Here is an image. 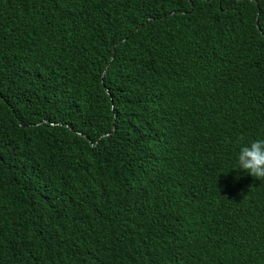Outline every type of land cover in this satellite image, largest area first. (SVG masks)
Here are the masks:
<instances>
[{"label": "trees", "instance_id": "16d2710c", "mask_svg": "<svg viewBox=\"0 0 264 264\" xmlns=\"http://www.w3.org/2000/svg\"><path fill=\"white\" fill-rule=\"evenodd\" d=\"M33 1L0 0L24 32L0 45V264H264L238 165L264 139V0H163L146 26L42 0L23 30Z\"/></svg>", "mask_w": 264, "mask_h": 264}, {"label": "clouds", "instance_id": "9594fccd", "mask_svg": "<svg viewBox=\"0 0 264 264\" xmlns=\"http://www.w3.org/2000/svg\"><path fill=\"white\" fill-rule=\"evenodd\" d=\"M41 1L42 0H34L30 8H26V11H22L20 18L23 20L18 25H21L23 30H25V21H28V27L30 25L33 26V28L29 27L30 29H39L37 5ZM118 2L120 4L119 12H122V9L126 10L125 13L132 12L131 7L136 9L138 13L132 14L131 17L142 21L144 26L157 21V16L163 14L168 6L166 1L163 0H149L147 5L138 0H118ZM167 18L168 14L161 18V20H165ZM4 31L0 32V45L5 44L6 41H15L24 33L21 29H18L17 25L12 27L6 33H4ZM132 41L133 40L129 41L128 38L123 39L114 46L113 50L119 51L122 46L116 49L117 46L125 42L131 43ZM246 42H248V36L246 37V41L243 39L242 44L245 43L244 45H246ZM40 51H37L35 54ZM238 165L239 169L243 170L252 177H255L258 180L264 179V139H255L246 144L241 143L238 152Z\"/></svg>", "mask_w": 264, "mask_h": 264}]
</instances>
